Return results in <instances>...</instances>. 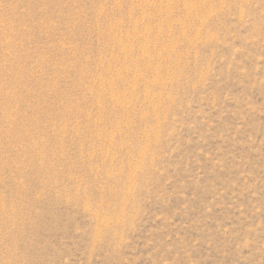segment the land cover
<instances>
[{
	"label": "rangeland",
	"instance_id": "1",
	"mask_svg": "<svg viewBox=\"0 0 264 264\" xmlns=\"http://www.w3.org/2000/svg\"><path fill=\"white\" fill-rule=\"evenodd\" d=\"M13 236L19 264H264V0H0Z\"/></svg>",
	"mask_w": 264,
	"mask_h": 264
},
{
	"label": "bare ground",
	"instance_id": "2",
	"mask_svg": "<svg viewBox=\"0 0 264 264\" xmlns=\"http://www.w3.org/2000/svg\"><path fill=\"white\" fill-rule=\"evenodd\" d=\"M2 208V206H1ZM7 213V212H6ZM8 221V219H7ZM20 223V221H19ZM20 226V224H19ZM7 230V229H6ZM35 231V230H34ZM18 232V230H17ZM28 232V230L26 231L25 230V234ZM6 233V232H5ZM11 233V231H10ZM19 233V232H18ZM8 234V233H7ZM12 234V233H11ZM25 234L23 237H20L25 241ZM17 235V234H16ZM10 236V234H9ZM19 236V235H18ZM28 236V235H27ZM21 240V241H23ZM19 238L18 237H8V238H1L0 239V264H19L18 263V259H17V256H16V247H17V244L19 245ZM22 244V243H21ZM28 246V245H27ZM25 248V247H24ZM26 249V248H25ZM42 249V248H41ZM44 250V249H43ZM19 252V250H18ZM28 252V251H27ZM30 252V250H29ZM42 252V251H41ZM18 255V253H17ZM21 255V254H20ZM38 255V254H37ZM43 255V254H42ZM44 258V257H43ZM23 260V259H22ZM21 261V260H20ZM34 262V261H33ZM38 262V261H37ZM34 264V263H32Z\"/></svg>",
	"mask_w": 264,
	"mask_h": 264
}]
</instances>
